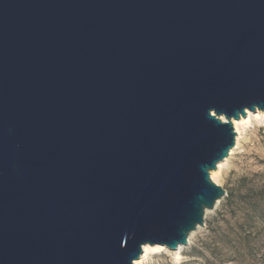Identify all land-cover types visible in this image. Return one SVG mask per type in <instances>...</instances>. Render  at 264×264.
Instances as JSON below:
<instances>
[{
  "label": "water",
  "instance_id": "95a60500",
  "mask_svg": "<svg viewBox=\"0 0 264 264\" xmlns=\"http://www.w3.org/2000/svg\"><path fill=\"white\" fill-rule=\"evenodd\" d=\"M264 113V0H0V264L174 251Z\"/></svg>",
  "mask_w": 264,
  "mask_h": 264
},
{
  "label": "rangeland",
  "instance_id": "374dc122",
  "mask_svg": "<svg viewBox=\"0 0 264 264\" xmlns=\"http://www.w3.org/2000/svg\"><path fill=\"white\" fill-rule=\"evenodd\" d=\"M256 115L251 113L249 122L245 119L246 124L238 126L237 147L216 184L226 194L215 210L203 217V226L188 239L178 258L173 251H163L149 256L145 264H264V211L255 224L243 226L251 232L248 245L246 234L238 229L239 201L251 199L264 186V127Z\"/></svg>",
  "mask_w": 264,
  "mask_h": 264
},
{
  "label": "bare ground",
  "instance_id": "6f19581e",
  "mask_svg": "<svg viewBox=\"0 0 264 264\" xmlns=\"http://www.w3.org/2000/svg\"><path fill=\"white\" fill-rule=\"evenodd\" d=\"M255 112L257 113V115L254 117L255 120L256 119L257 120H260L259 122L264 127V113L263 112H260V111H255ZM255 112H251V113H255ZM251 113H250V111H246L244 118L243 117H240L238 120H232V126H233V129H234L235 133H236V136L238 134V126H239V124L245 123V121H244L245 119H246V122H249V117H250ZM237 140H238V138L235 137V141L236 142L234 144V147L229 151L228 157L233 153V151L237 147ZM227 158L224 159L222 162L218 163L217 166H216V168H215V170H213V171H211L209 173L210 180L213 183L217 184V182H218V180L220 178L221 170H223L222 168H224V165L227 162ZM219 201L215 204V206L213 207L212 210L205 211L204 216H203L204 218H205L206 215L212 213L213 210H215V208H216L217 204L219 203ZM200 227H197L195 229V231L191 232L189 234V236H188V239H190L191 236L200 229ZM181 248H182V246L178 247L176 250L173 251V255H175V258H178L179 257ZM163 251H169V249H167L166 247L161 246V245H148V244H145V245L142 246V253H141L140 258L137 261H135L133 264H145L146 263V260H147V258L149 256H151V255H157V254H159V253H161Z\"/></svg>",
  "mask_w": 264,
  "mask_h": 264
},
{
  "label": "trees",
  "instance_id": "16d2710c",
  "mask_svg": "<svg viewBox=\"0 0 264 264\" xmlns=\"http://www.w3.org/2000/svg\"><path fill=\"white\" fill-rule=\"evenodd\" d=\"M229 204L232 200V196H229ZM239 204L242 208L239 210L241 217L239 218L238 229L242 234H246L244 236V240L246 244L249 243V237L251 232L247 229L243 230V226L255 224L256 218L260 217L264 211V186L260 187L255 191L253 197L251 199H247L245 197L241 198Z\"/></svg>",
  "mask_w": 264,
  "mask_h": 264
}]
</instances>
